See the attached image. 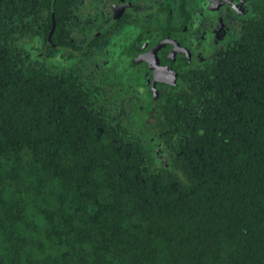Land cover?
<instances>
[{
  "label": "trees",
  "instance_id": "obj_1",
  "mask_svg": "<svg viewBox=\"0 0 264 264\" xmlns=\"http://www.w3.org/2000/svg\"><path fill=\"white\" fill-rule=\"evenodd\" d=\"M3 1L0 264H264V0L161 106L160 151L27 50L52 0Z\"/></svg>",
  "mask_w": 264,
  "mask_h": 264
},
{
  "label": "flooded vegetation",
  "instance_id": "obj_2",
  "mask_svg": "<svg viewBox=\"0 0 264 264\" xmlns=\"http://www.w3.org/2000/svg\"><path fill=\"white\" fill-rule=\"evenodd\" d=\"M260 1L52 0L49 13L43 10L38 18H49L47 33L38 24L27 50L43 61L51 57L56 74L83 73L86 85L93 74L106 110L122 114L118 122L129 126L127 137L145 133L149 141L140 138V143L160 151L161 106L182 95L192 72L212 64L240 35ZM58 26L61 40L56 42ZM109 129L117 132L115 121Z\"/></svg>",
  "mask_w": 264,
  "mask_h": 264
},
{
  "label": "water",
  "instance_id": "obj_3",
  "mask_svg": "<svg viewBox=\"0 0 264 264\" xmlns=\"http://www.w3.org/2000/svg\"><path fill=\"white\" fill-rule=\"evenodd\" d=\"M53 32L50 33V35H52Z\"/></svg>",
  "mask_w": 264,
  "mask_h": 264
}]
</instances>
